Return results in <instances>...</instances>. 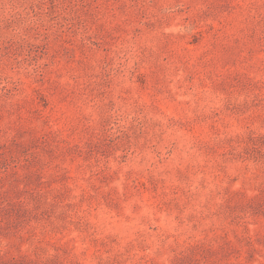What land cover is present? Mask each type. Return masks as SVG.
I'll use <instances>...</instances> for the list:
<instances>
[{"label": "rangeland", "instance_id": "obj_1", "mask_svg": "<svg viewBox=\"0 0 264 264\" xmlns=\"http://www.w3.org/2000/svg\"><path fill=\"white\" fill-rule=\"evenodd\" d=\"M0 264H264V0H0Z\"/></svg>", "mask_w": 264, "mask_h": 264}]
</instances>
